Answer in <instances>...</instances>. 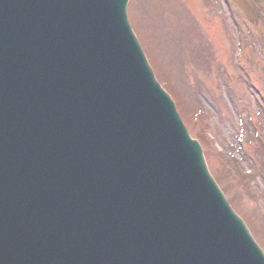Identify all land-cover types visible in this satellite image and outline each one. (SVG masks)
I'll use <instances>...</instances> for the list:
<instances>
[{
  "label": "water",
  "instance_id": "1",
  "mask_svg": "<svg viewBox=\"0 0 264 264\" xmlns=\"http://www.w3.org/2000/svg\"><path fill=\"white\" fill-rule=\"evenodd\" d=\"M127 1L0 0V264H264Z\"/></svg>",
  "mask_w": 264,
  "mask_h": 264
},
{
  "label": "rangeland",
  "instance_id": "2",
  "mask_svg": "<svg viewBox=\"0 0 264 264\" xmlns=\"http://www.w3.org/2000/svg\"><path fill=\"white\" fill-rule=\"evenodd\" d=\"M236 9L227 0L127 4L156 77L169 83L210 172L264 249V19ZM195 110L200 123L190 120Z\"/></svg>",
  "mask_w": 264,
  "mask_h": 264
},
{
  "label": "trees",
  "instance_id": "3",
  "mask_svg": "<svg viewBox=\"0 0 264 264\" xmlns=\"http://www.w3.org/2000/svg\"><path fill=\"white\" fill-rule=\"evenodd\" d=\"M252 2L255 3L256 1L252 0ZM258 11H259V15H260L262 18H264V12H262V10H260L259 8H258Z\"/></svg>",
  "mask_w": 264,
  "mask_h": 264
}]
</instances>
